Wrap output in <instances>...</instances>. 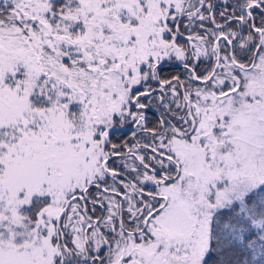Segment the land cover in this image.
<instances>
[{
  "label": "snow or ice",
  "instance_id": "6c2138e0",
  "mask_svg": "<svg viewBox=\"0 0 264 264\" xmlns=\"http://www.w3.org/2000/svg\"><path fill=\"white\" fill-rule=\"evenodd\" d=\"M0 264H264V0H0Z\"/></svg>",
  "mask_w": 264,
  "mask_h": 264
},
{
  "label": "flooded vegetation",
  "instance_id": "af4514ba",
  "mask_svg": "<svg viewBox=\"0 0 264 264\" xmlns=\"http://www.w3.org/2000/svg\"><path fill=\"white\" fill-rule=\"evenodd\" d=\"M210 26V25H209ZM167 71H171V72H177L179 71V68H167ZM97 214H100V209L99 207H97Z\"/></svg>",
  "mask_w": 264,
  "mask_h": 264
}]
</instances>
